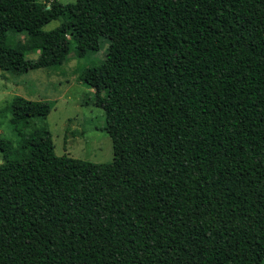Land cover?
Masks as SVG:
<instances>
[{
  "label": "trees",
  "instance_id": "1",
  "mask_svg": "<svg viewBox=\"0 0 264 264\" xmlns=\"http://www.w3.org/2000/svg\"><path fill=\"white\" fill-rule=\"evenodd\" d=\"M123 28L131 42L109 39ZM102 42L82 80L112 161L58 155L51 102L8 104L0 264H264V0H0V68Z\"/></svg>",
  "mask_w": 264,
  "mask_h": 264
},
{
  "label": "rangeland",
  "instance_id": "2",
  "mask_svg": "<svg viewBox=\"0 0 264 264\" xmlns=\"http://www.w3.org/2000/svg\"><path fill=\"white\" fill-rule=\"evenodd\" d=\"M52 0H38V6L50 4ZM69 3L75 0H58ZM60 20L54 19L43 26L46 31L59 26ZM15 37L10 34V38ZM18 35L17 39H22ZM109 39L119 45L132 40L131 31L123 28L110 34ZM108 43L101 44L97 51L79 56L72 44L68 59L61 66L37 68L28 71H15L0 68V138L10 140L13 151L9 157H15L21 136V128L11 121L8 104L17 95L31 100H47L52 109L45 120L52 134L55 151L58 155L107 163L113 159V144L110 135L104 129L105 114L102 108L92 104L90 99L94 90L82 80V73L89 67L100 65L105 59ZM37 54H29V58ZM38 123H44L36 119ZM29 130L28 128L22 129ZM7 151L0 149V162Z\"/></svg>",
  "mask_w": 264,
  "mask_h": 264
}]
</instances>
